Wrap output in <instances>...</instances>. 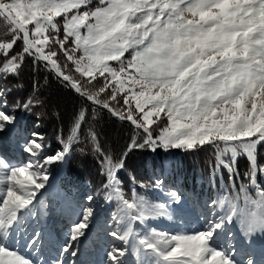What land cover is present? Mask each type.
Returning <instances> with one entry per match:
<instances>
[{
  "label": "snow or ice",
  "instance_id": "1",
  "mask_svg": "<svg viewBox=\"0 0 264 264\" xmlns=\"http://www.w3.org/2000/svg\"><path fill=\"white\" fill-rule=\"evenodd\" d=\"M0 21V80L19 75L30 58L88 105L132 125L128 151L207 145L214 148V172L227 173L222 187L235 195L210 197L199 230L137 232L134 222L184 211L183 194L172 186L163 202L135 189L126 198L119 173L127 153L116 158L105 152L90 131L106 180L104 199L117 204L107 235L126 246L113 243L108 264H133L129 250L135 264H256L245 241L264 235V166L257 157L264 145V0H0ZM11 92L0 87V139L17 130L19 110L43 105L29 97L10 107ZM88 112L81 107L54 154L34 131L23 146L27 162L0 155V264H47L31 255L39 251L40 232L24 229L37 215L50 167L69 161ZM241 156L248 161L243 174ZM152 186L165 188L163 168ZM86 201L52 264H78L69 258L78 257L95 216V197Z\"/></svg>",
  "mask_w": 264,
  "mask_h": 264
},
{
  "label": "trees",
  "instance_id": "2",
  "mask_svg": "<svg viewBox=\"0 0 264 264\" xmlns=\"http://www.w3.org/2000/svg\"><path fill=\"white\" fill-rule=\"evenodd\" d=\"M2 29L3 22L0 21V30ZM19 50L18 47L16 51ZM0 87L12 89L11 95L8 96L10 107L14 102L24 101L29 97H38L43 101L41 107L31 112H17L18 131L26 134L34 131L42 133L46 138L45 144L50 145L46 149L47 152L60 149L57 138L62 132L67 136L81 107H88V118L82 125L80 141L73 146L69 161L62 167V188L68 189L75 183L96 194L97 199L105 200L103 184L106 180L101 174V158L94 151V144L89 136V132L93 131L105 152L116 158L127 153V166L119 173L126 198L131 199L132 190L135 189L138 195L146 196L150 202L161 201V191L164 189H156L152 185L160 177L162 168L167 188L175 186L182 191L192 188L198 195L208 199L211 197L212 200L224 194L235 195L230 186L226 191L222 187L229 183L227 173L221 176L213 170V147L206 145L177 156L160 150L152 152L147 149H133L127 152L135 135L133 126L112 116L105 109L88 105L42 63L35 65L30 58H26L19 75L9 77L7 81L0 80ZM257 157L258 163L264 166V145L258 146ZM238 169L241 174L248 169V161L244 156L238 159ZM240 182L238 179L237 190ZM250 194L255 195L252 190Z\"/></svg>",
  "mask_w": 264,
  "mask_h": 264
},
{
  "label": "rangeland",
  "instance_id": "3",
  "mask_svg": "<svg viewBox=\"0 0 264 264\" xmlns=\"http://www.w3.org/2000/svg\"><path fill=\"white\" fill-rule=\"evenodd\" d=\"M97 2L98 0H92L93 5ZM18 127L19 125L17 124V129ZM16 131L0 139V155H6L23 162H27L29 157L23 152V146L25 141L30 138V135H22L24 137H21L20 142L18 143L13 141ZM47 151L48 150H46V153H48ZM185 152L187 151L172 150L167 153H173L177 156ZM49 153L54 154L55 152ZM62 167L63 166L60 165L59 173L52 166L50 167V178L53 177V182L47 185L46 188L41 191L42 195L38 194V200L41 202V204L37 205V215L29 220V224L33 227V229H36L38 232H40V234L43 233L42 236H44L46 240H49L50 242H54V236H56L57 233H60L59 224L61 221L64 222L65 228L71 227L73 223L77 221L78 213L82 207L87 206L86 197L90 195L88 193H84V191L86 192L88 189L84 188V191L75 190V187L78 186V184L75 183L71 184V186L68 188L69 194L71 195H65L64 193H67L68 189L62 188L61 190L60 175L62 172ZM53 174L54 176H52ZM170 188L171 187H165L164 190L161 191L163 196L161 201L158 202L168 200L167 191ZM180 192L183 194V199L185 201L184 211L173 213L172 219L158 217L150 218L146 220L144 224L134 222V230L141 233L150 231L152 229H156L158 231L162 230L170 233H176L180 231L192 233L196 230H199L202 227L201 216L203 212L206 211L203 205L205 202H210V200L205 196L202 197V195H198V193L194 192L192 188L188 191L180 190ZM48 199L51 200L50 203L47 202ZM93 207L95 209V216L93 217L92 226L88 231V237L80 245L78 257L70 258L77 260L78 264H100V262L108 264L106 252L113 243L119 245L122 248L126 247L121 241L107 235L109 228H114L111 218L117 210L116 202L113 201L109 203L105 200H95ZM217 211H220L219 208H217ZM193 213L198 214V216H195L198 217L197 220L199 221L196 225L193 224V221H191L190 217L188 216L189 214ZM39 227L42 228L39 229ZM236 231H238V229H236ZM99 241H105L107 248H102V246L99 245ZM245 245V251L248 254L250 253V249L253 247L256 249L255 251H260V254L264 259V235L257 233L250 242L245 241ZM126 258L131 259L133 264H135V257L131 256L130 250L128 253H126ZM243 258L246 260L248 256L246 255Z\"/></svg>",
  "mask_w": 264,
  "mask_h": 264
},
{
  "label": "bare ground",
  "instance_id": "4",
  "mask_svg": "<svg viewBox=\"0 0 264 264\" xmlns=\"http://www.w3.org/2000/svg\"><path fill=\"white\" fill-rule=\"evenodd\" d=\"M18 121H19V118H18ZM26 133H19V131H18V129H17V131L15 132V138H14V140L13 141H15V142H20V138L21 137H24V136H22V135H25ZM31 133H27V135H30ZM47 154H50L49 152L47 153ZM52 167L54 168V169H56L57 171L58 170H60V165L58 166V164H54V165H52ZM52 176H54V174L52 175ZM53 182V177L52 178H49V181H48V185L50 184V183H52ZM42 190H44V189H42ZM41 190V191H42ZM75 190H82V191H84V187H82V186H77V187H75ZM84 193L85 194H90L91 196H93V197H95V200L97 201H99L100 199H97V195L96 194H93V193H91V192H85L84 191ZM47 202L48 203H50L51 202V200L50 199H48L47 200ZM189 217H190V219H191V221H193V224H198V217H195V216H198V214L196 213H193V214H189L188 215ZM195 217V218H194ZM29 222L30 221H27L26 222V226H25V229L24 230H26L29 234L31 233V231H32V229H33V227L29 224ZM29 225H30V227H29ZM72 227V226H71ZM71 227H67V228H65L64 227V222L63 221H61L60 222V224H59V228H60V233H57L56 234V236H54L55 238H54V242H50L49 240H46V238L44 237V236H42V234H41V240H40V243L38 244V249H39V251H34V252H32L31 253V255H32V257L33 258H36L37 256L39 257V260L41 261V262H44V261H46L47 262V264H52V262L56 259V257L59 255V250H60V248L62 247V245H63V242H64V240L66 239V237H67V235H68V233H69V230H70V228ZM40 228H42V227H39V229ZM36 230V229H35ZM37 231V230H36ZM21 244H23V240H21ZM99 245L100 246H102V248H107V244H106V242L105 241H99ZM22 251H23V249H21ZM256 249H254L253 247H252V249H250V255H251V258L256 262V264H262V262H264V259H263V256H261V254H260V251L258 250V251H255ZM252 251V252H251ZM77 258V257H76ZM263 260V261H262ZM100 264H104V262H100Z\"/></svg>",
  "mask_w": 264,
  "mask_h": 264
},
{
  "label": "water",
  "instance_id": "5",
  "mask_svg": "<svg viewBox=\"0 0 264 264\" xmlns=\"http://www.w3.org/2000/svg\"><path fill=\"white\" fill-rule=\"evenodd\" d=\"M129 149V148H128ZM127 152H129V151H127Z\"/></svg>",
  "mask_w": 264,
  "mask_h": 264
}]
</instances>
